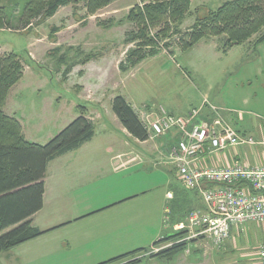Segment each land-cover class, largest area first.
<instances>
[{
  "label": "rangeland",
  "instance_id": "374dc122",
  "mask_svg": "<svg viewBox=\"0 0 264 264\" xmlns=\"http://www.w3.org/2000/svg\"><path fill=\"white\" fill-rule=\"evenodd\" d=\"M226 1L191 0L180 29L187 31ZM143 3L114 0L90 11L73 0L33 20L29 29H20V20L0 29V54H16L24 70L3 110L16 118L26 140L47 144L82 112L96 126L90 143L53 163L48 173V232L3 253L0 264H100L150 244L165 229L167 193L175 186L186 190L172 160L178 131L136 141L113 113L117 95L133 106L148 132L160 119H187L205 108L222 112L207 100L197 107L205 94L263 127L264 45L256 53L248 43L225 51L217 37L182 52L171 41V49L121 70L136 47L127 43L136 30L128 18Z\"/></svg>",
  "mask_w": 264,
  "mask_h": 264
},
{
  "label": "trees",
  "instance_id": "16d2710c",
  "mask_svg": "<svg viewBox=\"0 0 264 264\" xmlns=\"http://www.w3.org/2000/svg\"><path fill=\"white\" fill-rule=\"evenodd\" d=\"M73 0H0V29H12L16 21L20 29H29L33 20L45 18ZM88 10L97 11L114 0H78ZM141 7L129 15L136 30L127 40L136 43L121 70L127 71L142 60L171 49L173 43L182 52L193 49L200 41L222 38L225 51L251 44L253 53L264 45V0H229L217 10L210 11L187 31L179 27L191 7V0H142ZM25 16L17 19L16 14ZM14 23V24H13ZM172 55L173 52H171ZM24 70L16 54H0V258L9 250L47 233L33 225L32 218L44 207L45 178L49 164L55 159L75 152L90 143L96 135L92 119L82 112L57 136L41 145L27 141L16 118L3 110L9 91L23 77ZM112 110L124 130L138 142H146L151 134L133 106L122 95L112 100ZM178 141L180 136L178 135ZM175 186L168 219L175 224L194 211L203 208L197 191L182 190ZM181 234V233H180ZM179 237L177 234L176 238ZM164 239L154 247L170 241ZM186 244L164 249L161 254L173 257L185 250ZM142 249L101 264H137L130 261ZM160 254V255H161ZM129 259V260H128ZM128 260V263L124 262Z\"/></svg>",
  "mask_w": 264,
  "mask_h": 264
},
{
  "label": "built area",
  "instance_id": "2783aa9c",
  "mask_svg": "<svg viewBox=\"0 0 264 264\" xmlns=\"http://www.w3.org/2000/svg\"><path fill=\"white\" fill-rule=\"evenodd\" d=\"M212 113L216 116L208 123L198 121L202 111L197 110L187 119L169 117L149 125L150 134L156 137L177 129L180 138L172 155L177 175L186 190L198 192L203 205L176 225L181 233L178 240L155 252L202 238L220 246L230 238L233 227L243 224L256 223L264 228V167L251 168L238 163L200 166L203 156L219 158L227 150L253 148L264 142L241 135L216 108ZM258 257L259 264H264V241Z\"/></svg>",
  "mask_w": 264,
  "mask_h": 264
},
{
  "label": "crops",
  "instance_id": "0c3cea01",
  "mask_svg": "<svg viewBox=\"0 0 264 264\" xmlns=\"http://www.w3.org/2000/svg\"><path fill=\"white\" fill-rule=\"evenodd\" d=\"M231 50V49H230ZM210 101L215 105H218L222 108L221 116L223 119L231 124L232 126L237 124V127H240V131H237L244 136L253 137L258 135L260 139H255L259 143L264 142V125L263 127L256 126V123L253 121H248L245 119V116L239 118L241 112H233L224 107V104L215 102L214 98L208 94H205L201 99L199 105L200 107L204 101ZM246 102V101H245ZM184 109V108H183ZM191 109V108H190ZM187 111V110H186ZM236 115L234 119H231L230 116ZM213 114L209 108H205L198 121L208 123L213 119ZM95 123V122H94ZM259 130V131H258ZM96 136V135H95ZM141 143V142H140ZM87 145V144H86ZM85 146V145H84ZM81 149V148H80ZM66 155L62 156L65 157ZM59 157L52 161L47 170L45 178V195H44V207L38 212L33 218V225L36 226L43 232H48V221L44 218V213L48 207V173L56 161L61 159ZM240 164L242 166H247L251 168L255 167H264V145H258L253 148L251 147H239L232 150H227L219 158L213 156H203L200 160V166L203 168H212L214 166H222L227 164ZM173 174V178L176 180L173 168L170 170ZM173 189H170L167 193V204L164 208L165 215V229L159 232L150 244L144 243L138 244L137 247H132L124 254L110 257L102 261L101 263L107 262L109 260L122 257L124 255L130 254L137 250L146 249L149 250L146 256L144 253H139L140 260L137 264H259V246L264 241V228L259 226L256 223H248L240 226H235L232 229L230 238L220 246L214 244L211 239L202 238L193 242H187L185 250L182 252L176 253L173 257L161 254L160 252H150L154 248V244L160 242L161 240L171 239L163 244L173 243L178 240L180 237H177L176 225L178 222L173 224L168 219V213L170 211V203L174 199V193L172 194ZM172 191V192H171ZM168 225V226H167ZM149 247H146L148 246ZM169 249V248H167ZM115 250V249H114ZM166 250V249H165ZM164 251V250H163ZM161 254V255H160ZM109 258V257H108ZM136 258V257H135ZM129 260V259H128ZM128 260L124 261L128 263ZM130 261H134V256L130 257ZM100 263V264H101Z\"/></svg>",
  "mask_w": 264,
  "mask_h": 264
}]
</instances>
